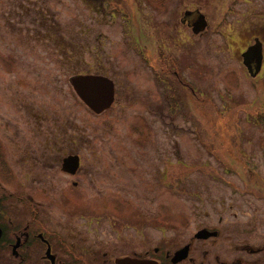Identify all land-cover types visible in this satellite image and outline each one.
<instances>
[{"label":"rangeland","instance_id":"1","mask_svg":"<svg viewBox=\"0 0 264 264\" xmlns=\"http://www.w3.org/2000/svg\"><path fill=\"white\" fill-rule=\"evenodd\" d=\"M141 1L97 0L96 9L93 0H0V111L16 117L12 97L23 96L34 106L74 114L83 128L95 126L91 135L100 152L111 150L109 141L115 153L124 152L137 169L129 181L145 184L137 197L151 213L159 207L166 226L222 214L264 239V69L254 78L239 53L248 29L264 27V0H195L210 17L208 32L167 47L181 77L199 93H189L187 101L181 85L173 90L172 82L163 81L160 90L155 76L156 22L172 17L178 5L160 13ZM41 22L53 26L47 30L52 36L43 35ZM182 30L174 28V35L181 38ZM65 40L75 41L76 51H66L71 46ZM63 54L74 55L72 61L62 62ZM89 69L117 80L118 105L99 115L70 83ZM175 93L182 95L177 105ZM142 121L148 127L139 145L130 125ZM86 193L94 198L95 192ZM56 202L50 215L61 214Z\"/></svg>","mask_w":264,"mask_h":264},{"label":"flooded vegetation","instance_id":"2","mask_svg":"<svg viewBox=\"0 0 264 264\" xmlns=\"http://www.w3.org/2000/svg\"><path fill=\"white\" fill-rule=\"evenodd\" d=\"M93 1L99 9L97 0ZM149 1L160 13L178 5L172 17L156 22L154 42L161 68L155 70V76L160 90L163 81L172 82L173 90L174 84L181 85L187 101L191 92L199 93L181 77L178 59L167 47H181L206 34L210 17L195 0ZM202 15L208 24L199 29ZM41 26L43 35L54 34L47 33L54 29L52 25ZM178 26L185 29L181 38L173 32ZM248 30L239 53L243 57L251 45L261 43L263 64L255 76L259 77L264 69V27ZM65 43L71 46L66 45V51H76L75 41ZM73 56L59 58L70 63ZM91 71L81 70L70 83L74 88L72 80L86 75L112 82L110 107L96 113L85 104L99 115L118 105L117 80L108 71ZM174 95L172 102L177 105L182 95ZM204 100L198 101L206 107ZM12 105L16 117H5L0 111V264H264V239H255L250 229L240 230L225 215L217 220L193 217L186 225L177 221L162 224L160 208L151 213L150 205L146 207L144 199L137 197L145 184L129 181H135V165L126 161L124 152H114L113 142L109 141L110 151L100 152L96 134L91 135L95 126L83 128L74 114L34 106L23 96H13ZM147 124L130 125L139 145L146 142ZM159 182L157 177V186ZM52 191L59 192L58 199ZM86 191L95 192L94 198H86ZM56 200L61 214L50 215L48 207L57 204ZM190 222L193 224L188 226Z\"/></svg>","mask_w":264,"mask_h":264},{"label":"water","instance_id":"3","mask_svg":"<svg viewBox=\"0 0 264 264\" xmlns=\"http://www.w3.org/2000/svg\"><path fill=\"white\" fill-rule=\"evenodd\" d=\"M202 18L199 21V29H204L208 24L203 15ZM243 58L249 73L253 77L257 76L263 64L261 43L258 42L251 45L243 53ZM72 82L80 99L94 112L101 113L112 104L113 84L110 80L103 77L86 75L76 77Z\"/></svg>","mask_w":264,"mask_h":264},{"label":"trees","instance_id":"4","mask_svg":"<svg viewBox=\"0 0 264 264\" xmlns=\"http://www.w3.org/2000/svg\"><path fill=\"white\" fill-rule=\"evenodd\" d=\"M264 117V116H263Z\"/></svg>","mask_w":264,"mask_h":264}]
</instances>
